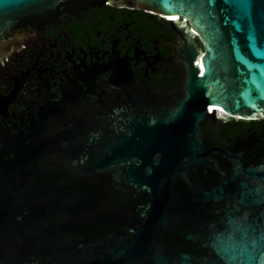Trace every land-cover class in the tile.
Listing matches in <instances>:
<instances>
[{
    "label": "water",
    "instance_id": "water-1",
    "mask_svg": "<svg viewBox=\"0 0 264 264\" xmlns=\"http://www.w3.org/2000/svg\"><path fill=\"white\" fill-rule=\"evenodd\" d=\"M0 264H264V0H0Z\"/></svg>",
    "mask_w": 264,
    "mask_h": 264
},
{
    "label": "flooded vegetation",
    "instance_id": "flooded-vegetation-1",
    "mask_svg": "<svg viewBox=\"0 0 264 264\" xmlns=\"http://www.w3.org/2000/svg\"><path fill=\"white\" fill-rule=\"evenodd\" d=\"M142 9V8H141ZM139 10V7L136 6V11ZM151 13V12H150ZM157 21L160 20L158 15H155L153 13H151ZM161 19L163 21H166L167 19L162 18ZM20 41H17V43H19ZM215 120L220 121L221 124H225V122H231L232 120L234 121V123L236 122H241V123H249V122H256L258 118L255 119H240L238 117H230L229 115L223 113V111L219 110L218 113H216V116L214 117Z\"/></svg>",
    "mask_w": 264,
    "mask_h": 264
},
{
    "label": "snow or ice",
    "instance_id": "snow-or-ice-1",
    "mask_svg": "<svg viewBox=\"0 0 264 264\" xmlns=\"http://www.w3.org/2000/svg\"><path fill=\"white\" fill-rule=\"evenodd\" d=\"M239 2H240L241 4H243V3L245 2V0H239Z\"/></svg>",
    "mask_w": 264,
    "mask_h": 264
},
{
    "label": "bare ground",
    "instance_id": "bare-ground-1",
    "mask_svg": "<svg viewBox=\"0 0 264 264\" xmlns=\"http://www.w3.org/2000/svg\"><path fill=\"white\" fill-rule=\"evenodd\" d=\"M216 111V113H218L219 109H214Z\"/></svg>",
    "mask_w": 264,
    "mask_h": 264
},
{
    "label": "built area",
    "instance_id": "built-area-1",
    "mask_svg": "<svg viewBox=\"0 0 264 264\" xmlns=\"http://www.w3.org/2000/svg\"><path fill=\"white\" fill-rule=\"evenodd\" d=\"M165 19H167V17H164Z\"/></svg>",
    "mask_w": 264,
    "mask_h": 264
}]
</instances>
